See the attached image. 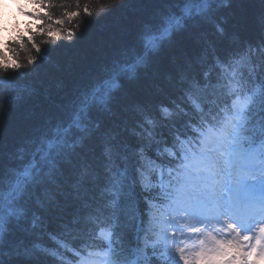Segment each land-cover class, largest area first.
Here are the masks:
<instances>
[{
    "label": "snow or ice",
    "instance_id": "obj_1",
    "mask_svg": "<svg viewBox=\"0 0 264 264\" xmlns=\"http://www.w3.org/2000/svg\"><path fill=\"white\" fill-rule=\"evenodd\" d=\"M233 2L178 0L143 26L140 51L0 157V264H264V0H250L259 8L248 39L226 27ZM13 3L12 19L0 17V115L31 94L38 65L116 7ZM182 31L192 49L166 74V99L125 105L130 118L117 123L119 78H135Z\"/></svg>",
    "mask_w": 264,
    "mask_h": 264
},
{
    "label": "trees",
    "instance_id": "obj_2",
    "mask_svg": "<svg viewBox=\"0 0 264 264\" xmlns=\"http://www.w3.org/2000/svg\"><path fill=\"white\" fill-rule=\"evenodd\" d=\"M178 0H116V7L99 20L85 22L83 31L72 45H61L54 52L55 64H40L27 80L31 94L12 104L0 115V157L35 136L51 122L74 108L82 91L111 75L114 62H125V52L140 51L139 35L145 24L156 25L162 14L175 10ZM258 3L234 0L232 7L223 10L229 32L244 39L254 38L252 23ZM244 11L248 12L249 26L240 23ZM5 18L12 19L16 11ZM17 19L23 17L16 16ZM191 31L176 33L164 42L158 53L150 55L147 66L139 68L135 78L120 77V87L113 94L112 109L117 123L129 120L123 112L125 105L144 103L152 106L166 99L170 88L167 73L179 71L175 61L192 49ZM131 56L127 57V62ZM94 117L108 121L110 117L94 112ZM71 211V208L68 209ZM60 217H50L48 227L57 230ZM71 256V254H69Z\"/></svg>",
    "mask_w": 264,
    "mask_h": 264
},
{
    "label": "clouds",
    "instance_id": "obj_3",
    "mask_svg": "<svg viewBox=\"0 0 264 264\" xmlns=\"http://www.w3.org/2000/svg\"><path fill=\"white\" fill-rule=\"evenodd\" d=\"M8 7L6 0H0V17H4L5 15H11V10L7 13L4 11L5 8Z\"/></svg>",
    "mask_w": 264,
    "mask_h": 264
},
{
    "label": "rangeland",
    "instance_id": "obj_4",
    "mask_svg": "<svg viewBox=\"0 0 264 264\" xmlns=\"http://www.w3.org/2000/svg\"><path fill=\"white\" fill-rule=\"evenodd\" d=\"M7 4H8V7H7V10L8 9H13V11L15 10L16 11V5L13 3V0H6ZM20 17V16H19Z\"/></svg>",
    "mask_w": 264,
    "mask_h": 264
}]
</instances>
